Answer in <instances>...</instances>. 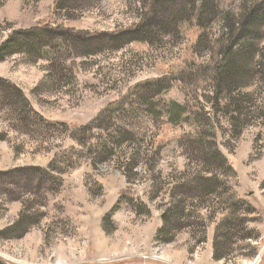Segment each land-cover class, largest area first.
<instances>
[{"label":"rangeland","instance_id":"374dc122","mask_svg":"<svg viewBox=\"0 0 264 264\" xmlns=\"http://www.w3.org/2000/svg\"><path fill=\"white\" fill-rule=\"evenodd\" d=\"M207 1L0 0V264H264V0Z\"/></svg>","mask_w":264,"mask_h":264},{"label":"trees","instance_id":"16d2710c","mask_svg":"<svg viewBox=\"0 0 264 264\" xmlns=\"http://www.w3.org/2000/svg\"><path fill=\"white\" fill-rule=\"evenodd\" d=\"M217 8L213 5H210L207 0H200V5L197 8L198 14L193 16L195 19L197 29H202V15L206 14L207 17H212V21H214L215 16L218 14ZM264 12L262 10H252L246 16L245 22L240 25V28L236 30L240 35L239 42L232 44L229 48H227L225 54L226 59L223 63L221 73L219 76L223 78V81H230L231 84L234 83V79L243 77L246 74V67H243L241 64L242 59L246 61L250 57H253L257 50L259 49L257 45H253L254 42L259 40L261 35V30H258V20L262 18ZM205 21V20H204ZM43 30H38L43 34V37H47L49 33L53 32V30H46L47 28H42ZM16 39H9L4 44L0 45V62L5 61L9 57L20 53L24 49H28L30 43H28L29 38H31L30 33H18L15 35ZM18 36L22 39L18 40ZM243 43L241 46L239 44ZM237 45H239L237 47ZM237 47V48H235ZM235 49V50H234ZM234 50V51H233ZM229 79V80H228ZM232 79V80H231ZM216 178L214 176L207 177L206 174H199L195 177V180L198 182L200 187H211L216 182ZM213 191H210L209 194H213ZM220 257L215 254V259H219Z\"/></svg>","mask_w":264,"mask_h":264}]
</instances>
